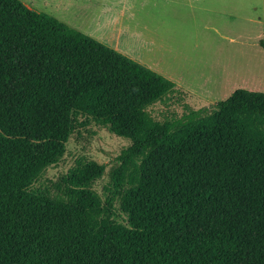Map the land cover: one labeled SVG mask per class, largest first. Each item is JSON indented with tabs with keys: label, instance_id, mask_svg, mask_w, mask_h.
Returning a JSON list of instances; mask_svg holds the SVG:
<instances>
[{
	"label": "trees",
	"instance_id": "obj_1",
	"mask_svg": "<svg viewBox=\"0 0 264 264\" xmlns=\"http://www.w3.org/2000/svg\"><path fill=\"white\" fill-rule=\"evenodd\" d=\"M264 50V37L259 41ZM190 93L19 0H0V264H264V92L158 121ZM130 145L112 182L127 226L89 189L105 165L42 174L90 126ZM40 183V182H39Z\"/></svg>",
	"mask_w": 264,
	"mask_h": 264
},
{
	"label": "rangeland",
	"instance_id": "obj_2",
	"mask_svg": "<svg viewBox=\"0 0 264 264\" xmlns=\"http://www.w3.org/2000/svg\"><path fill=\"white\" fill-rule=\"evenodd\" d=\"M68 27L113 49L190 93L184 101L166 98L149 109L158 121L179 118L188 109L210 108L235 90L264 92V0H19ZM237 116L264 131V115ZM130 142L106 129L90 126L71 136L63 158L41 176L49 185L67 175L84 156L105 165L89 183L109 206L113 221L127 226L121 210L126 193L135 188L127 176L114 190L115 158Z\"/></svg>",
	"mask_w": 264,
	"mask_h": 264
}]
</instances>
